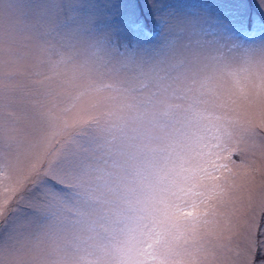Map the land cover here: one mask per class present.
<instances>
[{
	"label": "rangeland",
	"instance_id": "rangeland-1",
	"mask_svg": "<svg viewBox=\"0 0 264 264\" xmlns=\"http://www.w3.org/2000/svg\"><path fill=\"white\" fill-rule=\"evenodd\" d=\"M20 28L16 13H0V202L48 178L63 189L61 217L41 229L53 239H40L30 254L41 264H115L123 245L110 237L129 190L173 162L198 166V153L209 147L215 162L227 165L217 169L219 179L204 181L209 219L219 225L200 224L195 239L176 240L166 254L202 264L212 259L209 241L227 218L243 225L258 216L264 145L254 141L264 139V93L257 97L264 70L251 59L225 53L222 61L196 60L189 38L178 37L163 59L191 67L162 72L129 92L82 52L42 45ZM69 156L78 161L71 174L62 170ZM233 259L244 264L243 256Z\"/></svg>",
	"mask_w": 264,
	"mask_h": 264
},
{
	"label": "snow or ice",
	"instance_id": "snow-or-ice-1",
	"mask_svg": "<svg viewBox=\"0 0 264 264\" xmlns=\"http://www.w3.org/2000/svg\"><path fill=\"white\" fill-rule=\"evenodd\" d=\"M4 11L19 16L20 31L35 35L42 45L57 42L62 49L82 52L129 92L137 83L147 87L162 72L191 67V61L186 65L181 59L173 65L163 59L184 36L196 60L204 55L206 62L222 61L227 53L230 58L251 59L264 70V0H0V13ZM262 93L264 79L258 99ZM260 103L264 106V101ZM254 143L264 145V139ZM198 156V166L173 162L154 179L129 190L126 206L114 221L115 236L110 237L123 245L115 264H180L179 258L166 254L167 249L180 238L195 239L200 224L219 225L209 219L206 205L211 197L204 181L219 179L217 169L227 165L215 162L210 147ZM77 167L76 158L69 156L62 170L71 174ZM254 171L261 174L260 168ZM62 199H67L63 189L48 178L34 190L25 189L0 202V264H41L30 254L40 239H53L52 233L45 236L41 229L61 217ZM258 208L251 224L227 218L215 242L209 241L212 259L202 264H236L233 256H243L244 264H264V192Z\"/></svg>",
	"mask_w": 264,
	"mask_h": 264
}]
</instances>
